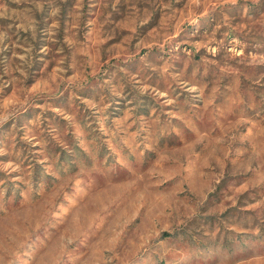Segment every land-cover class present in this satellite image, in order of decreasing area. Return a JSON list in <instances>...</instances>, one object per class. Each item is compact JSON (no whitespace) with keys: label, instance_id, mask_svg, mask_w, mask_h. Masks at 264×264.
<instances>
[{"label":"rangeland","instance_id":"obj_1","mask_svg":"<svg viewBox=\"0 0 264 264\" xmlns=\"http://www.w3.org/2000/svg\"><path fill=\"white\" fill-rule=\"evenodd\" d=\"M0 264H264V0H0Z\"/></svg>","mask_w":264,"mask_h":264}]
</instances>
